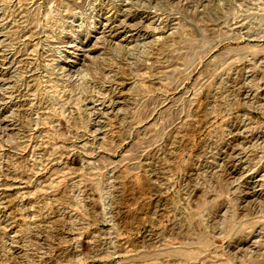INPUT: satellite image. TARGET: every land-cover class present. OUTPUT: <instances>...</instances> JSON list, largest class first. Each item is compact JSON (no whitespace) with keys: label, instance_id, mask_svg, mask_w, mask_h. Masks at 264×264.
Masks as SVG:
<instances>
[{"label":"rangeland","instance_id":"obj_1","mask_svg":"<svg viewBox=\"0 0 264 264\" xmlns=\"http://www.w3.org/2000/svg\"><path fill=\"white\" fill-rule=\"evenodd\" d=\"M0 264H264V0H0Z\"/></svg>","mask_w":264,"mask_h":264},{"label":"bare ground","instance_id":"obj_2","mask_svg":"<svg viewBox=\"0 0 264 264\" xmlns=\"http://www.w3.org/2000/svg\"><path fill=\"white\" fill-rule=\"evenodd\" d=\"M54 26V25H53Z\"/></svg>","mask_w":264,"mask_h":264}]
</instances>
